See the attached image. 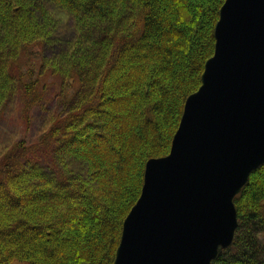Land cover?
Wrapping results in <instances>:
<instances>
[{
  "label": "trees",
  "instance_id": "trees-1",
  "mask_svg": "<svg viewBox=\"0 0 264 264\" xmlns=\"http://www.w3.org/2000/svg\"><path fill=\"white\" fill-rule=\"evenodd\" d=\"M223 2L0 0V110L22 89L25 116L39 96L29 70L51 3L73 25L62 52L44 62L80 87L36 142L3 149L0 264H112L145 163L168 154L185 99L200 85ZM94 47L100 53L90 60ZM92 63L89 75L82 65ZM35 148L51 154L52 166L27 157ZM233 201V243L212 264H264V165Z\"/></svg>",
  "mask_w": 264,
  "mask_h": 264
},
{
  "label": "water",
  "instance_id": "water-1",
  "mask_svg": "<svg viewBox=\"0 0 264 264\" xmlns=\"http://www.w3.org/2000/svg\"><path fill=\"white\" fill-rule=\"evenodd\" d=\"M214 40L168 154L145 163L112 264H212L233 243V200L264 165V0H224Z\"/></svg>",
  "mask_w": 264,
  "mask_h": 264
},
{
  "label": "rangeland",
  "instance_id": "rangeland-1",
  "mask_svg": "<svg viewBox=\"0 0 264 264\" xmlns=\"http://www.w3.org/2000/svg\"><path fill=\"white\" fill-rule=\"evenodd\" d=\"M47 7L50 18H52L48 20L51 25L46 26L48 34H46L44 42L35 45L33 49L32 65L31 70H29L32 72V79H37L39 96L35 97L25 116L22 113L24 101L22 89L20 92L16 91L14 97L12 95L8 99V106L0 110V161H3L5 157L4 148L12 147L19 141L26 145L36 142L49 120H53L57 116L64 117V114L77 101L76 92H79L80 87L74 86L75 82L69 76L64 75L63 80H61L62 77L55 75L48 69L47 62H44V60L47 61L62 52V43L67 40L71 33L73 19L71 16H64V13L58 7H54L52 3L48 4ZM92 45V43H88L87 49H90ZM70 48H72L71 45ZM99 51L98 48L94 47L89 53V59L92 60L94 55L97 57ZM82 68L89 75H94L97 70L93 67V63L87 67L82 65ZM27 71L25 69L23 72L27 73ZM85 72L84 76H86ZM11 100H14L12 105H10ZM45 153L44 150L35 148L33 154H28L27 157L37 162L39 166H52L51 154L49 153L47 156ZM76 205L78 207L77 202ZM11 264L28 263L15 260Z\"/></svg>",
  "mask_w": 264,
  "mask_h": 264
}]
</instances>
